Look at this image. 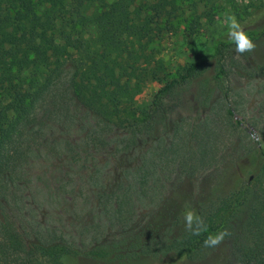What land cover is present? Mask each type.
Listing matches in <instances>:
<instances>
[{
    "label": "rangeland",
    "instance_id": "1",
    "mask_svg": "<svg viewBox=\"0 0 264 264\" xmlns=\"http://www.w3.org/2000/svg\"><path fill=\"white\" fill-rule=\"evenodd\" d=\"M185 7L184 15L173 21L175 29L152 45L171 78L215 54L232 17L255 26L249 31L256 37L264 31L258 21L264 0H223L212 7L211 19L202 15L211 5ZM253 41L257 47L247 59L230 41L216 55L233 71L228 102L217 93L211 108L199 115L191 91L167 99L165 127L130 149L124 131L78 102L76 69L67 60L20 138L1 198L0 222L15 224L28 245L57 240L87 251L98 244L132 243L143 232L144 241L152 231L163 237L172 230L176 236L185 228L186 211L213 214L222 199L254 180L256 139H264V77H243L232 66L235 60L264 63V43ZM162 87L148 81L137 105L152 107ZM229 107L236 119L228 115ZM190 156L196 164L192 175L185 165ZM263 187L257 184L255 190ZM239 216L233 234L192 259L139 254L129 264H255L241 256L251 228L248 214Z\"/></svg>",
    "mask_w": 264,
    "mask_h": 264
},
{
    "label": "trees",
    "instance_id": "2",
    "mask_svg": "<svg viewBox=\"0 0 264 264\" xmlns=\"http://www.w3.org/2000/svg\"><path fill=\"white\" fill-rule=\"evenodd\" d=\"M221 1L0 0V203L20 138L32 125V111L69 59L76 69V99L89 112L124 131L128 149L138 146L141 140L146 143L147 139H154V134L165 127L164 102L186 90L191 91L199 115L211 108L217 93L228 102L233 71L216 59L221 54L220 47L231 45L227 35L216 42L215 54L184 66L175 78L170 77L164 61L152 48L165 32L175 29L173 21L184 15L185 6L197 9L200 4L211 5L202 14L211 19L212 7ZM237 21L252 40L261 39L264 43V31L256 37L249 31L255 26L247 25L240 16ZM258 21L264 25V9ZM232 66L243 77H264V63L247 60L243 64L235 60ZM148 81H158L163 87L152 107H140L136 98ZM227 113L236 119L232 108ZM256 147L254 180L222 199L208 217L202 216L201 210L198 212L207 226L200 235L185 228L176 236L172 230L163 237L152 231L147 234L148 241H144L143 232L129 244L127 240L98 244L82 251L57 240L28 245L15 224L3 220L0 264H129L139 254L162 260L170 254L192 259L205 249L207 236L223 231L233 234L231 230L240 213L248 214L251 228L241 256L264 264V187L261 192L255 190V185H264V139L257 138ZM185 165L191 175L196 171L192 156Z\"/></svg>",
    "mask_w": 264,
    "mask_h": 264
},
{
    "label": "clouds",
    "instance_id": "3",
    "mask_svg": "<svg viewBox=\"0 0 264 264\" xmlns=\"http://www.w3.org/2000/svg\"><path fill=\"white\" fill-rule=\"evenodd\" d=\"M228 40L236 45L235 51L238 55L246 52H253L257 45L250 38V36L244 31L241 24L232 17L229 24V31L227 33ZM185 230L191 232L193 235H200L202 232L207 231V226L201 217L197 216L193 211H186L184 214ZM196 225L194 228L193 225ZM228 235L226 231L219 232L215 235H209L204 240L205 247L218 246Z\"/></svg>",
    "mask_w": 264,
    "mask_h": 264
}]
</instances>
